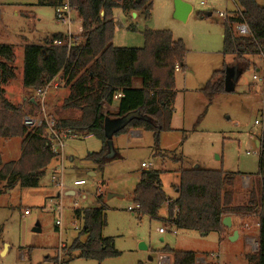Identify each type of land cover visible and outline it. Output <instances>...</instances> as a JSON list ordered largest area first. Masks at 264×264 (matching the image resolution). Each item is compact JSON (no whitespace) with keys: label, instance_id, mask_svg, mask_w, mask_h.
Instances as JSON below:
<instances>
[{"label":"rangeland","instance_id":"rangeland-1","mask_svg":"<svg viewBox=\"0 0 264 264\" xmlns=\"http://www.w3.org/2000/svg\"><path fill=\"white\" fill-rule=\"evenodd\" d=\"M183 1L193 7L186 20L174 16L175 0H153L152 14L148 19L142 11L136 12L138 16L135 17L134 12L126 13L121 8H115L113 12L115 46L143 47L146 28L168 29L175 38L185 41L186 67L176 71L177 96L172 129L160 133L159 147L152 131L141 129L138 135H132L131 128L126 133L115 134V149L111 154L114 152L117 157L102 169L94 167V163L85 158L88 153L102 148L101 139L94 135L66 139L62 180L65 189L77 190L76 195L62 190L52 178L59 163L54 169L51 162L36 186H22L19 181L9 185L6 180H0V264H162L164 255H169L172 262V255L163 251L166 247L195 251L199 257L205 256L202 254L208 253L206 251L220 252V264H250L246 255L255 252L244 245L242 238L229 241L230 229L223 236L218 231L203 234L198 230L174 228L162 218L152 219L148 214L128 209L134 205L131 193L141 170L146 169L142 162L164 169L162 181L168 195L175 194L172 183L178 182L177 171L195 167L193 162L208 169L240 174L254 175L259 171L260 146L256 140L264 129V90H257L258 83L253 75L263 65V59L258 55L237 57L223 52L225 25L218 13L238 11L236 0ZM201 1L206 4L202 5ZM258 1L264 4V0ZM60 8L40 4L38 0H0V43L14 45L17 66L16 78L5 86V97L21 104L25 114H38L44 102L48 115L57 121L79 113L63 109L69 88L56 79L48 85L43 99L39 91L26 88L22 79L26 44H42L47 37L59 32L67 36L64 42L69 43V29L72 43L83 41L78 14L72 8L69 28L57 18ZM200 12H212V15L201 19L197 16ZM130 25L136 29L129 28ZM224 62L228 65L226 74L233 90L226 89L210 102L202 88L215 70L223 68ZM31 98L39 101V108L29 104ZM105 108L109 110L110 107L105 104ZM256 120L261 123L257 124ZM21 145V137L0 139V170L5 163L19 159ZM158 150L168 158L160 157ZM173 155H183V160H173ZM94 168L95 175L87 172ZM247 177L250 184L254 182V176L237 177L239 193L236 204L245 201L247 189L242 186ZM77 179L86 182L75 185ZM110 193L114 195L108 197ZM59 203L61 210L58 209ZM93 205H104L107 224L103 235L113 237L120 252L102 261L79 257L77 251L69 252L82 227L74 209ZM165 211L166 206H163L160 215L163 216ZM250 222L252 220H247ZM160 227L165 228L164 233L159 232ZM250 235L254 234L251 232ZM206 256L208 264H215L212 253Z\"/></svg>","mask_w":264,"mask_h":264},{"label":"trees","instance_id":"trees-1","mask_svg":"<svg viewBox=\"0 0 264 264\" xmlns=\"http://www.w3.org/2000/svg\"><path fill=\"white\" fill-rule=\"evenodd\" d=\"M65 1L38 0L40 4L56 7ZM69 1L81 19L83 41H75L70 47L55 45V39H67L64 33L59 32L47 37L42 44H26L23 85L42 91L56 78L69 88L63 109L79 113L59 118L58 124L86 129L89 134L102 140V148L85 157L100 169L117 157L114 152L111 154L105 134L106 118L116 120L137 112L130 118L128 125L115 134L126 133L131 128L152 131L156 146L159 147L160 133L172 129L177 96L176 68L186 67L185 41L175 38L171 30L146 28L143 47L113 44L116 28L114 9L121 8L126 13L142 11L148 19L152 14L153 0ZM236 2L239 10L231 17L230 23H224L223 52L237 57L258 55L264 59V4L258 0ZM102 11L104 14H101ZM198 14L206 16L208 13ZM242 21L248 24L250 35H238L233 29V23ZM129 28L136 29L132 25ZM15 62L14 45L0 43V139L22 138L21 156L17 161L7 162L1 167L0 180H6L9 185L19 181L22 186H36L40 175L55 159V155L47 146L44 128L27 129L23 124V106L5 97V86L17 76ZM227 67L224 62L223 68L215 70L202 88L210 102L217 94L226 91ZM29 104L33 108L40 106L37 99L31 100ZM105 104L116 105L115 111L106 109ZM259 141V171L254 175L208 169L199 165L180 168L177 171L178 182L174 185L176 196L170 197L162 181L164 169L151 167L141 170L131 198L134 204L140 205L138 211L148 214L152 219L162 218L160 211L167 205L168 217L162 219L168 225L205 234L218 231L221 236L224 235L230 229L222 223L226 215L244 218L255 214L260 223L259 249L255 253H247L246 257L250 264H264V129ZM158 154L168 158L159 150ZM182 156L173 155L171 158L183 160ZM239 175L254 176L255 179L247 188L245 201L236 204ZM74 213L82 221V227L69 252L77 251L79 257L99 261L120 254L114 238L103 235V228L107 224L104 205L76 208ZM163 251L172 255L171 264H201L195 251L170 247Z\"/></svg>","mask_w":264,"mask_h":264},{"label":"built area","instance_id":"built-area-1","mask_svg":"<svg viewBox=\"0 0 264 264\" xmlns=\"http://www.w3.org/2000/svg\"><path fill=\"white\" fill-rule=\"evenodd\" d=\"M216 1V0H215ZM201 4L204 5L206 4L205 1H201ZM71 12H72V7L70 5V1L66 0L64 2L63 5H61V8L57 11V18L63 22V23H67L69 25V28L71 26L72 23V18H71ZM219 16L223 19L224 23H230L231 22V17L233 15H235V13H227L224 11H219ZM233 29L235 30V32L238 35H250L251 34V30L248 26V24L246 22H235L232 25ZM68 35L70 37V41L68 42H64L61 39H55L54 40V44L61 46V45H67L68 47H70L72 45L71 39H72V32H68ZM177 70L180 69L179 66H177L176 68ZM254 80H256V82L258 83L257 85V90L260 91L261 88L262 90H264V59H263V65L257 69V71L254 73L253 75ZM48 86L42 90L39 91V94L43 96L44 99V95L46 94ZM256 123L259 124L261 123L259 120H256ZM23 124L25 127H27V129L29 130H34L37 128H44V137L47 139V146L49 148V150L55 155V158L57 160V162L59 163V166L57 167V171H55L52 175V178L54 179L55 183L58 184L62 190H68L65 189V185L63 183L62 180V175H63V171H64V166L62 164L63 161V156H65L64 154V147H65V143H66V139L71 138V137H78V136H83V137H87L90 136L91 134H89L86 129H81L79 127H73L70 125H59L58 121L52 117H50L46 111V107L44 105V102L41 104V107L39 109V113L38 114H31V113H26L24 115L23 118ZM264 124V123H263ZM132 135H138L139 131L138 130H132L131 132ZM143 167L145 168H151V164H148L146 162H144ZM250 180L249 177L245 178V180L243 179V188H249L250 186ZM85 180L84 179H77L74 181L75 185H83L85 184ZM70 191H73L75 193V195L78 193L77 190H75L74 188H72ZM140 208L139 204H134L128 207V209L130 211H138ZM58 209L61 210V204L59 203L58 205ZM26 212H29L28 210H26ZM253 216H255V214H253ZM57 225L60 226L61 222L58 220L57 221ZM249 223H245V227H248ZM259 227H260V223H259ZM159 232L163 233L165 232V228L164 227H160L159 228ZM245 241L246 243L249 245L250 250L256 252L259 249V237L257 235H247L245 237ZM213 255V263L215 264H220L221 263V254L219 253H212ZM161 262L162 264H170L171 262V257L169 255H164L161 257ZM199 263L201 264H208V258L207 256H201L198 258Z\"/></svg>","mask_w":264,"mask_h":264},{"label":"crops","instance_id":"crops-1","mask_svg":"<svg viewBox=\"0 0 264 264\" xmlns=\"http://www.w3.org/2000/svg\"><path fill=\"white\" fill-rule=\"evenodd\" d=\"M192 11H193V9H192ZM192 11L188 14V17H189V15L192 13ZM212 13V12H211ZM135 15H137L138 16V13H136V14H134V17H135ZM197 16L199 17V18H201V19H206V17L208 16H210V15H206V17L205 16H201V15H199L198 13H197ZM187 17V18H188ZM225 33V32H224ZM224 37V36H223ZM259 68V67H258ZM56 81V78L52 81V82H55ZM51 82V83H52ZM137 85H139V82L138 83H136ZM51 85V84H50ZM49 85V86H50ZM48 86V87H49ZM57 87V86H56ZM25 99V98H24ZM30 100H34L33 98H31ZM109 110L111 109V111H115V109H116V105H109ZM174 119V118H173ZM131 130H136V129H131ZM137 130L140 132V131H142L141 129H138L137 128ZM92 136V135H91ZM258 139L256 140V144L258 145ZM112 161V160H111ZM56 162V163H55ZM52 163H53V166H54V169H56V164L58 163L57 162V160H56V158L55 159H53V161H52ZM144 162H142V164H143ZM51 165V164H50ZM105 165V164H104ZM193 165H196V166H198V164H194V162H193ZM143 166V165H142ZM94 167H98L96 164H94ZM145 168V167H144ZM96 169L94 168L93 170L92 169H89V170H87V172L89 173V174H91V175H95L96 174ZM177 178H178V172H177ZM139 179H140V177H139ZM177 182H173L172 183V186L174 187V185L176 184ZM71 189H68V190H66V192H71V193H74L73 191H70ZM176 190H175V194L174 195H169L170 197H175L176 196ZM121 196V195H120ZM124 196V195H123ZM97 197H98V195H97ZM237 204H240V203H237ZM166 206V211H165V213H164V215L163 216H161L163 219L164 218H167L168 217V209H167V205H165ZM253 216V215H252ZM249 218V219H248ZM231 219H232V226H231V228H230V231H229V233H228V235H227V239L229 240V241H233V242H236V241H240L241 240V238H242V240H243V243H244V245H248L247 243H246V241H245V237L247 236V235H249L251 232L254 234V235H257L258 237H259V232H260V228H259V218L257 217V215H255V216H253V217H251V215L250 216H245L244 218L243 217H241V216H238V215H231ZM247 220H252V222H250V224H249V226L248 227H245V223L247 222ZM235 230H237L238 231V233H239V235H238V237L236 238V239H234L233 238V240L231 239V237L233 236V234H234V231ZM161 233V232H160ZM164 233V232H163ZM221 236V235H220ZM223 236V235H222ZM162 240H163V238H162ZM222 240H223V238H222ZM249 246V245H248ZM249 250V249H248ZM206 252H208V253H204V254H202V255H208L209 253H213V252H210V251H206ZM152 259V258H151ZM210 264H211V262H210Z\"/></svg>","mask_w":264,"mask_h":264},{"label":"water","instance_id":"water-1","mask_svg":"<svg viewBox=\"0 0 264 264\" xmlns=\"http://www.w3.org/2000/svg\"><path fill=\"white\" fill-rule=\"evenodd\" d=\"M192 9H193V7L190 3L183 1V0H175L174 16L180 20H186L188 17V14L192 11ZM101 14H104V11H102ZM134 14H136V12H134ZM207 15H212V13L209 12ZM226 89L230 90V91L233 90V88L229 86L228 77L226 79ZM137 114H138L137 112H133V113L126 115L125 117H122V118L116 119V120H111L109 118H106L105 134L108 138V143H109V147L111 148V150L114 148L113 137H114L115 133L121 131L124 127H126L130 121V118L134 115H137ZM259 146H260V141H258V147ZM113 195H114V193H110L108 195V197H111ZM121 196H123V195H121ZM222 223L226 227L231 228V226H232L231 215H226L223 218ZM203 234H205V233H203ZM238 235H239L238 231L235 230L231 239L232 240H233V238L236 239L238 237ZM144 248L147 249L148 247L144 246Z\"/></svg>","mask_w":264,"mask_h":264}]
</instances>
